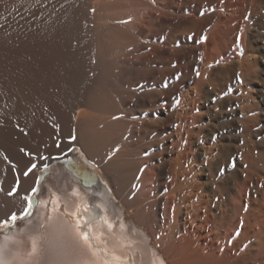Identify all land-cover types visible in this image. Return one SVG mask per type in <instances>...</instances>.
<instances>
[{"label":"bare ground","instance_id":"1","mask_svg":"<svg viewBox=\"0 0 264 264\" xmlns=\"http://www.w3.org/2000/svg\"><path fill=\"white\" fill-rule=\"evenodd\" d=\"M110 1L0 0V221L29 210L0 233V264H29L31 249L33 264H264L251 26L226 63L236 11L201 38L197 20L198 46L176 48L175 0ZM112 12L122 25L93 38ZM226 93L236 111L219 118Z\"/></svg>","mask_w":264,"mask_h":264},{"label":"rangeland","instance_id":"2","mask_svg":"<svg viewBox=\"0 0 264 264\" xmlns=\"http://www.w3.org/2000/svg\"><path fill=\"white\" fill-rule=\"evenodd\" d=\"M116 1L117 0H114L113 2L110 1L113 4L115 3V5H114L115 8L117 7V5L119 7V6H124L126 4L125 2H122L121 0H118L117 2ZM148 1H150V0H148ZM175 1H176L177 5H180V6H178L179 9L177 11L178 15H177V19H176V21H177L176 25L177 26L175 28L177 30V31H175V34H176L175 39L176 38L177 39L175 40V44H173L176 48L177 47L180 48V47L185 46L187 44H189V45L192 44L194 46H196V45L198 46L201 35L203 33L208 34V32L211 31L213 29V27L216 25L219 17L223 16L224 14L230 13L231 10H233V11L237 12L238 16L236 17L235 20H233L230 23V25H227L228 29H225L224 33H223V45H224V52H225L224 53L225 54L224 60L226 63H229L232 60L230 58H232L236 54L237 51L238 52L245 51L246 32H247V28L249 27V25L251 26V28L249 30L250 33L248 34L249 35L248 37L251 39L253 46L258 47V48H256V52L258 53V62H257L258 63L257 64L258 65L257 66L258 67V75H257V79L260 77V79L257 81V83H255L254 89L259 93L258 95H260L259 96V98H261V99H259L261 101V103H259L260 107L264 108V75H263L264 74V63H262V61H264V47H263L264 46V0H175ZM110 2H108V6L106 5L107 4L106 3L100 7L101 9L103 8V12L105 11V12L109 13L110 10L112 11L113 5ZM179 2H180V4H179ZM118 3L121 5H119ZM134 3H136V0ZM109 7L111 9H109ZM114 7H113V9H115ZM108 9H109V11H108ZM105 12H104V14H106ZM108 13H107V15H108ZM113 13L114 12L109 14V15H111L110 18L108 17L109 20L106 17V15L103 16L104 19L107 18V20H105V21H107V23H108V24H106V22H105V24H106V25H104L105 28L103 25H101V24H103V23H101V21H97V24L96 23L94 24L95 20H93V23L91 24V27H90V30H92V31H90V34L94 35L93 38L97 35L99 36V34H101V32H102L101 30H103V29L105 30V31L103 30L104 33L105 32L108 33V30L113 29V27L118 25V23H119V25H122L120 23L121 21L119 22V21L115 20V18H118V17H115L114 16L115 14L113 15ZM112 15H113V17H112ZM197 20H200V25L205 26L204 31L199 36L200 38H198V36L196 37V29L198 27ZM115 23H116V25H114ZM109 24H111L112 27ZM92 25L94 26V28H96L99 25L96 29H97V31L99 29L100 30L98 32H96L95 29L93 30ZM99 27H101L102 29ZM94 31H95V33H94ZM96 33H97V35H96ZM103 34H101V35H103ZM108 35L109 34H107V36ZM105 37H106V35L103 38L105 39ZM108 37H106V40L108 39ZM106 40H105V42H107L109 39L107 41ZM92 42L94 43V41H90L91 44H92ZM91 44H90V48H92ZM72 49L77 50V47L75 48V45H74V46H72ZM93 78H95L94 75L89 77V80L90 79L93 80ZM91 80L89 82H91ZM92 82H94V80ZM155 88L156 87L152 86V87H148L146 90H143V91H144V93H145V91L147 93V92H151V90L153 91ZM216 96L217 95L212 97L214 99V102H218L219 98H220V100L223 101L222 104L225 105L223 107V105L220 104V106H219L221 109L220 111H218L219 107H217V110L215 109V113H216V115L218 114L219 118H220L219 112H221V111H225L228 114H230V113L232 114L233 111L234 112L236 111L235 108L237 106V103H236L235 99L232 100V98H234L233 95L230 96L229 94L226 93V94H222L221 97H220V95L217 97ZM225 96L227 97L226 101L224 100L226 98ZM228 97L229 98L231 97L230 100L228 99ZM225 103H227V104H225ZM231 104H232V106H231ZM148 105H150V104L148 103ZM216 111H218V113ZM159 112L161 113L160 115H162V111L159 110ZM263 125H264V116L260 115V123L258 124L257 128H259V130H262ZM259 138H260V140L262 139L261 135ZM76 150L78 152L80 151L79 149H76ZM77 151H75V153ZM68 154H69V152L65 153L66 156H68ZM78 154L82 156V158L80 157V160L83 161L85 166L91 167L90 165L87 164L85 157L80 152ZM57 162H59V161H57ZM91 168H92L91 171H92L93 175L101 178L99 173L96 171V169H94L93 167H91ZM33 193H34V191H33ZM28 211L29 210H27V212ZM27 212H25L22 216H20V217H23L22 221L25 220L24 216ZM50 219H51V217L48 216L47 221ZM43 220L41 219V221H39V228L43 227V229H41V231H43V233H45V234H43V233L41 235H40V233L35 234L38 237L41 244L42 243L44 244L46 241H48V238H49L48 235L46 236L47 233L44 232L45 227H46V222H44ZM22 221L20 219H18L16 224H19ZM9 229L10 228H8L7 230H9ZM5 231L6 230H0V233L4 234L3 232H5ZM41 236H42L43 240L41 239ZM75 260L78 261V259H76V258H75ZM81 261H82V259L79 260V263ZM70 262L73 263V261H70ZM60 263L63 264V262H60Z\"/></svg>","mask_w":264,"mask_h":264},{"label":"snow or ice","instance_id":"3","mask_svg":"<svg viewBox=\"0 0 264 264\" xmlns=\"http://www.w3.org/2000/svg\"><path fill=\"white\" fill-rule=\"evenodd\" d=\"M32 168H35V165H32ZM29 171H31V169H29ZM27 174L28 173H25V175ZM19 219L22 220L23 217H19ZM17 220H18V217L16 216V214H12L9 218L0 221V230H7L10 227H14L17 223ZM85 228H87V224L85 225L77 224L76 225V230L78 231L79 235L84 240L85 244H87L89 247H92V244H91L92 237L90 235V230L85 231L84 230ZM161 264H163V262H161Z\"/></svg>","mask_w":264,"mask_h":264}]
</instances>
